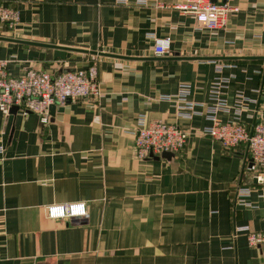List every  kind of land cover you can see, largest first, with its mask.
<instances>
[{"label":"crops","instance_id":"obj_1","mask_svg":"<svg viewBox=\"0 0 264 264\" xmlns=\"http://www.w3.org/2000/svg\"><path fill=\"white\" fill-rule=\"evenodd\" d=\"M212 1L239 9L224 29L200 28L171 8L186 0H0L20 13L14 29L0 24L10 76L96 64L102 90L98 99L53 105L46 125L34 114L0 112V264H264V246L250 247L249 232H235L264 231V185L246 174L250 153L202 133L220 77L230 79L223 122L252 129L264 120V60L199 59L264 57V0ZM165 37L170 54L157 57L155 39ZM182 85L202 105L192 119L160 98ZM140 115L187 130L184 148L170 159L140 157ZM73 203L88 215L48 216L49 207Z\"/></svg>","mask_w":264,"mask_h":264},{"label":"built area","instance_id":"obj_2","mask_svg":"<svg viewBox=\"0 0 264 264\" xmlns=\"http://www.w3.org/2000/svg\"><path fill=\"white\" fill-rule=\"evenodd\" d=\"M149 0H116L119 5L146 6ZM183 15L193 16L200 28L208 30L224 29L229 24L230 15L238 12L237 7L228 1L186 0L171 7ZM20 22V13L11 7L0 6V24L14 29ZM172 40L170 37L155 39L154 54L164 57L170 54ZM8 61L0 59V112L9 114L13 107L25 114H34L42 124L49 122V111L53 105H65L70 102L98 99L102 96L98 66L93 64L86 70H61L56 73L29 69L21 77H12L7 71ZM223 66H219L221 71ZM229 78L220 77L210 89V103L204 115L211 123L202 133L220 142L226 149H235L245 145L250 153V164L246 174L254 177L257 184L264 185V120L258 119L252 129L238 121L223 122L220 113H230L231 107L224 97ZM191 87L182 85L176 95H161L162 100L176 101L178 117L192 119L198 114L197 106L190 102ZM244 100L238 95L237 110ZM189 132L179 125L163 121L148 122L145 115H140L134 132V147L140 157H148L151 153L160 155L165 152L181 151L188 139ZM2 151L3 148L0 147ZM242 197L248 196L250 190L240 189ZM82 206V207H81ZM84 203L53 205L48 208V216L52 219H74L86 217ZM248 231L250 247L264 246V231L254 232L248 227L236 229Z\"/></svg>","mask_w":264,"mask_h":264},{"label":"water","instance_id":"obj_3","mask_svg":"<svg viewBox=\"0 0 264 264\" xmlns=\"http://www.w3.org/2000/svg\"><path fill=\"white\" fill-rule=\"evenodd\" d=\"M0 40H6V39H3V38H0ZM25 43V42H24ZM27 44H31V45H35V46H43V47H54V46H50V45H44V44H37V43H27ZM58 48V47H56ZM65 49V48H63ZM66 50H71V51H79V52H83V53H90V54H93V55H97L99 54L100 56H114V55H109V54H103V53H98V52H89V51H82V50H77V49H66ZM177 58L175 59H180L178 55H176ZM121 58H125V57H121ZM200 60H207V61H238V60H244V61H254V60H264V57H237V56H232V57H215V58H199ZM19 109L17 107H13L11 109L10 112H18ZM152 157L154 156L153 153H151ZM173 152H165V153H162L161 156L167 158V159H170L173 157ZM155 157V156H154ZM157 158H159V156H157Z\"/></svg>","mask_w":264,"mask_h":264},{"label":"clouds","instance_id":"obj_4","mask_svg":"<svg viewBox=\"0 0 264 264\" xmlns=\"http://www.w3.org/2000/svg\"><path fill=\"white\" fill-rule=\"evenodd\" d=\"M82 207V206H81Z\"/></svg>","mask_w":264,"mask_h":264}]
</instances>
